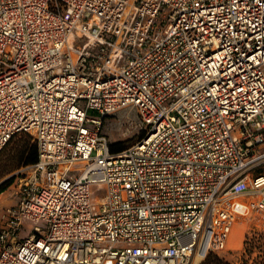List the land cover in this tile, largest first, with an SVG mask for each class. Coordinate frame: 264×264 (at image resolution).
Instances as JSON below:
<instances>
[{
    "label": "built area",
    "instance_id": "2783aa9c",
    "mask_svg": "<svg viewBox=\"0 0 264 264\" xmlns=\"http://www.w3.org/2000/svg\"><path fill=\"white\" fill-rule=\"evenodd\" d=\"M20 134L0 264H201L234 198L264 210V0H0V153Z\"/></svg>",
    "mask_w": 264,
    "mask_h": 264
},
{
    "label": "rangeland",
    "instance_id": "374dc122",
    "mask_svg": "<svg viewBox=\"0 0 264 264\" xmlns=\"http://www.w3.org/2000/svg\"><path fill=\"white\" fill-rule=\"evenodd\" d=\"M103 131L111 143L125 142L128 146L139 140L143 132L137 110L130 107L106 116ZM35 142L31 135H17L0 156V185L7 183V188L0 194V204H4L1 213L17 203L19 186L25 177L21 170L26 165L20 162V166L15 168L11 158L17 151ZM94 191V194L106 192L105 189L97 188ZM249 200L248 195H240L232 200L238 221L226 249L215 254L231 264H264V210L247 209ZM28 235L29 232H23V237Z\"/></svg>",
    "mask_w": 264,
    "mask_h": 264
},
{
    "label": "trees",
    "instance_id": "16d2710c",
    "mask_svg": "<svg viewBox=\"0 0 264 264\" xmlns=\"http://www.w3.org/2000/svg\"><path fill=\"white\" fill-rule=\"evenodd\" d=\"M26 135H30V134H26ZM143 136H144V132H141L139 139L142 138ZM13 139L11 141H13ZM11 141L1 151L0 156L3 154V152H5V148L11 143ZM126 147H128V145H126L125 142L111 143V151L113 153L119 152ZM12 157L13 158H11V160L15 164L14 165L15 168H18L20 166V162L25 165L36 163L39 158L37 143L35 142L31 145H26L22 150H19L16 153H14ZM6 188H7V183L0 185V194L4 192ZM202 264H231V263L223 260L222 258H220L215 254H211Z\"/></svg>",
    "mask_w": 264,
    "mask_h": 264
},
{
    "label": "crops",
    "instance_id": "0c3cea01",
    "mask_svg": "<svg viewBox=\"0 0 264 264\" xmlns=\"http://www.w3.org/2000/svg\"><path fill=\"white\" fill-rule=\"evenodd\" d=\"M3 207H4V204H0V224H1V221H2V215L4 213V212L1 213V210H2Z\"/></svg>",
    "mask_w": 264,
    "mask_h": 264
}]
</instances>
